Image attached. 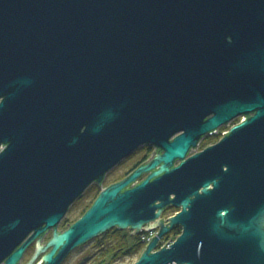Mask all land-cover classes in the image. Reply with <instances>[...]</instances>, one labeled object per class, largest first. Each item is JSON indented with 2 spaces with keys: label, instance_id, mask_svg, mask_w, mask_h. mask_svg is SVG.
I'll list each match as a JSON object with an SVG mask.
<instances>
[{
  "label": "water",
  "instance_id": "1",
  "mask_svg": "<svg viewBox=\"0 0 264 264\" xmlns=\"http://www.w3.org/2000/svg\"><path fill=\"white\" fill-rule=\"evenodd\" d=\"M145 144L164 153L56 232L47 263L159 229L135 264H264V0H0V262Z\"/></svg>",
  "mask_w": 264,
  "mask_h": 264
},
{
  "label": "flooded vegetation",
  "instance_id": "2",
  "mask_svg": "<svg viewBox=\"0 0 264 264\" xmlns=\"http://www.w3.org/2000/svg\"><path fill=\"white\" fill-rule=\"evenodd\" d=\"M241 121L242 119H238V121L231 123L229 126V130H226L225 132H221L222 131L221 128L212 136H207L201 139L198 143V146L189 152V154L187 155V159L217 144L225 135H227L230 132V129L233 125L238 124ZM222 134H223L222 138H220L218 141L212 144H209L211 141H213V139L217 138L219 135ZM163 153L164 152L160 148L153 146L151 144H145L139 147L129 157L125 158L115 168L109 171L105 175L102 182L100 183L96 182L92 184L84 192V194L69 208L66 216L64 217V219L61 221V223L58 225L56 229L47 230L42 235L35 238L33 237L34 235L33 233L30 234L19 244V246H17L9 255H7L0 262V264H9V259L23 247H24L23 254L15 264H48L47 261L45 260V257L49 255L53 250V247H50L49 243L53 239L56 232L62 234L68 229H70L77 221H79L86 214V212L93 206L94 202L97 200V198L104 189L125 181L140 168L149 166L157 157H159ZM180 164H181L180 161H176L174 166L178 167ZM152 173L153 172L143 173L140 176V178H138V180L133 184H131L127 189H131L141 184ZM180 211L181 208L169 206L164 211L161 218L165 219L168 222L171 218L179 214ZM110 232L112 234L114 230ZM158 232L159 229H153V231H143L142 233L137 235V237L141 238L150 233H152L154 237L158 234ZM182 232H183L182 226H177L170 234L166 235L162 239V241L169 235L180 233L178 235L180 236ZM132 233L133 232L131 231V234ZM109 235L110 234H108L107 236L102 235V237L93 240L95 241L93 245L94 248L90 249L89 251L85 249L87 245L93 241L69 251L58 264H103L104 253L105 251L109 250V242L112 241V240L108 241L111 238L109 237ZM123 237H126V234H123ZM176 238L174 240H176ZM112 245H114V243H112ZM56 256L57 255H55V257Z\"/></svg>",
  "mask_w": 264,
  "mask_h": 264
},
{
  "label": "rangeland",
  "instance_id": "3",
  "mask_svg": "<svg viewBox=\"0 0 264 264\" xmlns=\"http://www.w3.org/2000/svg\"><path fill=\"white\" fill-rule=\"evenodd\" d=\"M226 130H229V127H225V128L223 127L221 132H225ZM222 137H223V134L219 135L217 138L213 139V141H211L209 144H212V143L218 141ZM209 144H207V145H209ZM0 150H1V148H0ZM123 234H126V237H124V238H126L125 241L128 242L130 247H132V245L135 243L136 238L131 234L130 230H125V231H120L119 233L115 232V233L110 234L109 237H111V238H110V240H108V241L112 240L111 242H109L110 252L104 253L103 264H135L140 259L141 255L144 253V251L147 247V244H145L143 242V239L153 235L152 233H150L146 236L141 237L140 239H142V242L144 243V247L137 253L127 254L128 253L127 252L128 246H126V245H124V248H122V251H120V252H118V250L116 251V247H118L116 245H119L121 238H123ZM94 242L95 241L89 243L85 250L89 251L90 249L94 248L93 247ZM112 243H114V245H112Z\"/></svg>",
  "mask_w": 264,
  "mask_h": 264
},
{
  "label": "trees",
  "instance_id": "4",
  "mask_svg": "<svg viewBox=\"0 0 264 264\" xmlns=\"http://www.w3.org/2000/svg\"><path fill=\"white\" fill-rule=\"evenodd\" d=\"M119 233L120 231L119 230H117V229H114V232L113 233ZM108 234H111V232L110 233H108ZM108 234H105L104 236H107ZM180 233H177V234H173V235H169V236H167L163 241H161V243H160V246L164 243V242H166V241H171V240H173V239H175L178 235H179ZM135 238H136V241H135V243L132 245V247H130V245L128 244V242L127 241H125V239L126 238H121V240H120V242H119V245H116V246H118V247H116V251L118 250V252H120V251H122V248H124V245H126V246H128L127 247V254H134V253H137V252H139L143 247H144V243L142 242V239H140L139 237H137V236H135ZM160 246H159V248H160ZM113 250V249H112ZM108 253V252H110V248H109V250L108 251H105V253Z\"/></svg>",
  "mask_w": 264,
  "mask_h": 264
},
{
  "label": "built area",
  "instance_id": "5",
  "mask_svg": "<svg viewBox=\"0 0 264 264\" xmlns=\"http://www.w3.org/2000/svg\"><path fill=\"white\" fill-rule=\"evenodd\" d=\"M152 238H153V235H151L150 237L144 238L143 242L148 245V243L151 241ZM173 243H174V240L166 241L160 246V248L158 250L164 248L166 246V244H167V247H170V245H172Z\"/></svg>",
  "mask_w": 264,
  "mask_h": 264
}]
</instances>
